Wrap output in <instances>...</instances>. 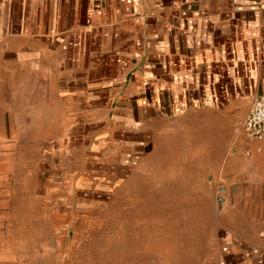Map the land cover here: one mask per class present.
I'll return each instance as SVG.
<instances>
[{
	"label": "rangeland",
	"instance_id": "1",
	"mask_svg": "<svg viewBox=\"0 0 264 264\" xmlns=\"http://www.w3.org/2000/svg\"><path fill=\"white\" fill-rule=\"evenodd\" d=\"M8 57L0 54V264H252L257 251L231 236L241 235L239 212L219 213L220 187L234 181L226 130L199 144L161 123L158 141L150 111L138 122L97 99L87 106L65 97L56 67L20 56L11 67Z\"/></svg>",
	"mask_w": 264,
	"mask_h": 264
},
{
	"label": "crops",
	"instance_id": "2",
	"mask_svg": "<svg viewBox=\"0 0 264 264\" xmlns=\"http://www.w3.org/2000/svg\"><path fill=\"white\" fill-rule=\"evenodd\" d=\"M0 54L11 67L16 56L56 67L65 97L87 106L97 99L138 122L150 111L158 141L161 123L199 144L226 130L234 181L220 187L219 213L239 212L241 235L231 236L261 264L264 141L243 122L264 94V0H0Z\"/></svg>",
	"mask_w": 264,
	"mask_h": 264
},
{
	"label": "built area",
	"instance_id": "3",
	"mask_svg": "<svg viewBox=\"0 0 264 264\" xmlns=\"http://www.w3.org/2000/svg\"><path fill=\"white\" fill-rule=\"evenodd\" d=\"M243 127L248 137L264 141V94L252 99Z\"/></svg>",
	"mask_w": 264,
	"mask_h": 264
}]
</instances>
